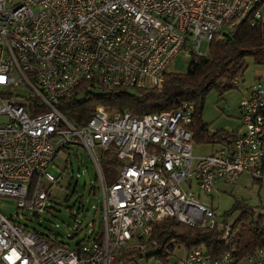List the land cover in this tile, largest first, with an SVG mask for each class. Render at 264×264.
Here are the masks:
<instances>
[{
  "label": "built area",
  "instance_id": "1",
  "mask_svg": "<svg viewBox=\"0 0 264 264\" xmlns=\"http://www.w3.org/2000/svg\"><path fill=\"white\" fill-rule=\"evenodd\" d=\"M245 21L264 25V0H0V198L46 210L58 183L50 168L81 147L98 173L103 214L96 239L67 250L0 212V264H113L126 249H161L153 231L166 219L221 226L228 242L231 226L194 190L210 196L245 174L264 182V79L241 103L243 132L206 156L194 154L192 104L143 116L99 105L83 125L62 108L75 95L161 88L180 53L207 56ZM100 156L119 167L111 185ZM259 212L264 219V199ZM179 264H264V248L242 258L186 249Z\"/></svg>",
  "mask_w": 264,
  "mask_h": 264
},
{
  "label": "trees",
  "instance_id": "2",
  "mask_svg": "<svg viewBox=\"0 0 264 264\" xmlns=\"http://www.w3.org/2000/svg\"><path fill=\"white\" fill-rule=\"evenodd\" d=\"M225 39L214 41L207 56H191L186 73L167 72L161 88L138 89L118 87L110 92L96 91L64 102L63 113L72 121L83 125L91 118L97 106L108 110L131 112L136 116L168 111L189 103L195 107L191 131L197 144L222 143L234 137L227 132H210L203 120L206 100L216 92L221 98L236 90L234 84L247 68V59L253 58L258 65H264V25L252 26L248 21L235 26ZM116 164L115 160L108 162ZM241 216L231 225L228 242L220 240L222 230H198L166 219L154 226L153 239L161 249L152 254L168 258L166 250L172 251L176 244L187 250L203 248L212 258L235 249L240 258L264 248V219L256 217L251 208L235 205ZM140 250L120 251L113 264L132 262L140 256Z\"/></svg>",
  "mask_w": 264,
  "mask_h": 264
},
{
  "label": "rangeland",
  "instance_id": "3",
  "mask_svg": "<svg viewBox=\"0 0 264 264\" xmlns=\"http://www.w3.org/2000/svg\"><path fill=\"white\" fill-rule=\"evenodd\" d=\"M205 51L206 45L203 43L201 52ZM190 64L191 56L182 52L169 66L168 71L183 74L188 71ZM263 74L264 65H258L253 58H248L245 72L237 79L240 85L236 86V90L225 95L229 94L233 100H237L239 90H251ZM217 97L220 99L216 92L210 93L206 105L218 102ZM224 107L222 113L233 115L234 108L232 113L228 114ZM67 153L70 155L69 162L58 158L56 166L50 168L58 183L50 188L51 200L46 210L38 214L18 210L16 200L0 198V212L8 219L13 218L26 230L70 250L87 243L89 239H96L102 230L103 214L102 198L98 190V173L91 158L81 147L71 148ZM99 164L106 183L108 185L115 183L118 179L119 167L109 164L103 156L99 157ZM219 190V194L215 197L214 194L209 196L196 192V189L194 191L197 196L201 195V201L216 209L217 221L220 225L227 223L231 226L241 216V211L234 209L236 204L253 209L256 217L260 215L259 209L264 199V182L243 177L232 186H220ZM158 250L159 248H150L149 251H141L139 257L124 264H179L186 252L183 245L176 244L172 251L166 250V254L169 255L167 259L151 256Z\"/></svg>",
  "mask_w": 264,
  "mask_h": 264
},
{
  "label": "crops",
  "instance_id": "4",
  "mask_svg": "<svg viewBox=\"0 0 264 264\" xmlns=\"http://www.w3.org/2000/svg\"><path fill=\"white\" fill-rule=\"evenodd\" d=\"M264 79V74L261 75L254 84V86L257 84V82ZM240 85V84H239ZM253 86V87H254ZM253 87L250 89H246L245 91L239 90L240 94L237 96V100H233V97L231 95H225L221 97L220 99L217 97L218 102H212L210 104H207L204 109V115L203 120L205 124L209 126L210 132H218L223 131L227 132L231 135H234V137L238 136L240 133L243 132L242 127V114L243 109L241 108V103L243 100L248 99L252 93ZM224 107V110L228 112V114L232 113V108L235 109L233 115H225L222 113V109ZM229 141L222 142V143H210V144H200L196 145L194 147V154L196 156H206L215 153L221 148V145L233 141L235 138L230 137L228 138ZM243 177L250 178L249 175L245 174L242 175L240 179ZM227 184H224L223 182H218L216 184V191L214 193V197L219 194L220 186H224ZM232 186V185H228ZM219 190V191H218Z\"/></svg>",
  "mask_w": 264,
  "mask_h": 264
}]
</instances>
